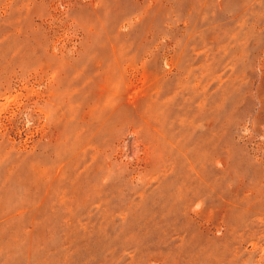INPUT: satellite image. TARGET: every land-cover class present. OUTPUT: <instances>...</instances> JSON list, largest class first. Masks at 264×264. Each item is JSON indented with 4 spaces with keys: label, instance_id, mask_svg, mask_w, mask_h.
Segmentation results:
<instances>
[{
    "label": "rangeland",
    "instance_id": "374dc122",
    "mask_svg": "<svg viewBox=\"0 0 264 264\" xmlns=\"http://www.w3.org/2000/svg\"><path fill=\"white\" fill-rule=\"evenodd\" d=\"M0 264H264V0H0Z\"/></svg>",
    "mask_w": 264,
    "mask_h": 264
}]
</instances>
